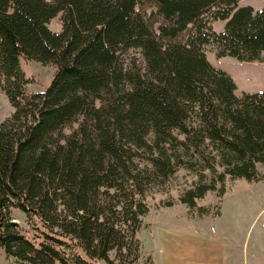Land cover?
I'll list each match as a JSON object with an SVG mask.
<instances>
[{
  "label": "trees",
  "instance_id": "obj_1",
  "mask_svg": "<svg viewBox=\"0 0 264 264\" xmlns=\"http://www.w3.org/2000/svg\"><path fill=\"white\" fill-rule=\"evenodd\" d=\"M209 47L262 59L264 5L0 0V91L13 106L0 120L8 258L152 264L139 232L155 203L219 215L229 181L264 179V90L238 94ZM23 60L51 65L49 83L31 87ZM182 167L196 178L176 197L169 187ZM209 192L218 201L202 203Z\"/></svg>",
  "mask_w": 264,
  "mask_h": 264
},
{
  "label": "rangeland",
  "instance_id": "obj_2",
  "mask_svg": "<svg viewBox=\"0 0 264 264\" xmlns=\"http://www.w3.org/2000/svg\"><path fill=\"white\" fill-rule=\"evenodd\" d=\"M240 5H252L258 10L264 0H240ZM225 22L220 20L214 25L222 28ZM50 26L59 29V19H53ZM208 57L214 65L231 73L238 94L264 90V51L262 59L244 61L232 55L218 57L209 47ZM22 63L35 79L31 87H43L49 83L54 71L51 65L26 60ZM12 111L7 95L0 91V120ZM177 174L176 182L169 187L170 193L176 197L178 186L183 187L186 179L196 178L194 171L184 167ZM162 196L169 194L157 193L154 200ZM217 201L218 196L212 192L201 200L202 203ZM153 207L139 232L144 251L153 255L152 264H264V179L229 181L219 215H191L186 205L180 202L172 206L155 203ZM14 213L24 222L22 212L14 210ZM0 264L19 263L8 258L0 247Z\"/></svg>",
  "mask_w": 264,
  "mask_h": 264
},
{
  "label": "crops",
  "instance_id": "obj_3",
  "mask_svg": "<svg viewBox=\"0 0 264 264\" xmlns=\"http://www.w3.org/2000/svg\"><path fill=\"white\" fill-rule=\"evenodd\" d=\"M205 242H206V243H209L208 240H206ZM206 245H210V244H206ZM203 248H204V247H202V249H203ZM202 249H200V252L203 251ZM201 254H202V253H201Z\"/></svg>",
  "mask_w": 264,
  "mask_h": 264
}]
</instances>
